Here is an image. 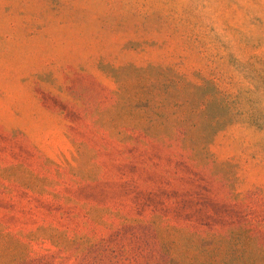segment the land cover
<instances>
[{
	"label": "rangeland",
	"instance_id": "374dc122",
	"mask_svg": "<svg viewBox=\"0 0 264 264\" xmlns=\"http://www.w3.org/2000/svg\"><path fill=\"white\" fill-rule=\"evenodd\" d=\"M0 264H264V0H0Z\"/></svg>",
	"mask_w": 264,
	"mask_h": 264
}]
</instances>
